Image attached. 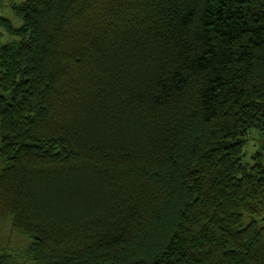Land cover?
Masks as SVG:
<instances>
[{"label": "trees", "instance_id": "1", "mask_svg": "<svg viewBox=\"0 0 264 264\" xmlns=\"http://www.w3.org/2000/svg\"><path fill=\"white\" fill-rule=\"evenodd\" d=\"M10 10L0 264H264V0Z\"/></svg>", "mask_w": 264, "mask_h": 264}, {"label": "rangeland", "instance_id": "2", "mask_svg": "<svg viewBox=\"0 0 264 264\" xmlns=\"http://www.w3.org/2000/svg\"><path fill=\"white\" fill-rule=\"evenodd\" d=\"M21 0H1L0 1V15L6 16L12 23L17 24L18 20L12 14L10 6L13 2H19ZM1 38V37H0ZM9 37L1 38V42H5ZM3 40V41H2ZM246 144L243 149L241 161L246 165H252L254 160V155L258 152L262 154L264 159V129L251 128L247 131ZM6 233L0 236V246L5 247L7 243L12 239V241L19 240L21 243H26L27 239L25 237L18 236L17 234ZM16 245V243L14 244ZM20 248V245L14 246Z\"/></svg>", "mask_w": 264, "mask_h": 264}]
</instances>
